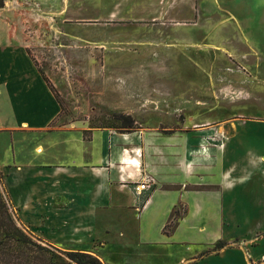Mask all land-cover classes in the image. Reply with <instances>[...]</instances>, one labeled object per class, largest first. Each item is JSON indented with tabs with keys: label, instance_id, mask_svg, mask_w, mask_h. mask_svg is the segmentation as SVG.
<instances>
[{
	"label": "crops",
	"instance_id": "obj_1",
	"mask_svg": "<svg viewBox=\"0 0 264 264\" xmlns=\"http://www.w3.org/2000/svg\"><path fill=\"white\" fill-rule=\"evenodd\" d=\"M123 20L69 0H0V176L19 224L107 264H264V149L242 145L256 132L237 131L204 155L196 136L56 124L61 105L35 59L38 39ZM213 47L239 53L235 43ZM146 177L153 186L136 196ZM179 206L185 213L165 234Z\"/></svg>",
	"mask_w": 264,
	"mask_h": 264
},
{
	"label": "rangeland",
	"instance_id": "obj_2",
	"mask_svg": "<svg viewBox=\"0 0 264 264\" xmlns=\"http://www.w3.org/2000/svg\"><path fill=\"white\" fill-rule=\"evenodd\" d=\"M69 3L96 17L128 20L73 23L38 39L35 59L61 105L56 124L119 131L113 115L123 110L140 127L204 139V155L237 131L264 137V0ZM160 14L162 21L137 20ZM233 43L238 54L213 47ZM258 136L242 145L261 151ZM0 194L6 197L1 181Z\"/></svg>",
	"mask_w": 264,
	"mask_h": 264
},
{
	"label": "trees",
	"instance_id": "obj_3",
	"mask_svg": "<svg viewBox=\"0 0 264 264\" xmlns=\"http://www.w3.org/2000/svg\"><path fill=\"white\" fill-rule=\"evenodd\" d=\"M49 88L55 94L50 84ZM113 122L121 133H131L139 128L132 117L121 113L113 115ZM85 132L84 135L89 131ZM178 208L172 210L164 227L165 234L174 231L185 213ZM26 229V226L19 224L7 195L4 197L0 194V264H107L87 252L59 249L40 237H34Z\"/></svg>",
	"mask_w": 264,
	"mask_h": 264
},
{
	"label": "built area",
	"instance_id": "obj_4",
	"mask_svg": "<svg viewBox=\"0 0 264 264\" xmlns=\"http://www.w3.org/2000/svg\"><path fill=\"white\" fill-rule=\"evenodd\" d=\"M153 185V179L150 177L144 178L141 182L135 184L132 190L136 196L142 195V193L148 190Z\"/></svg>",
	"mask_w": 264,
	"mask_h": 264
}]
</instances>
